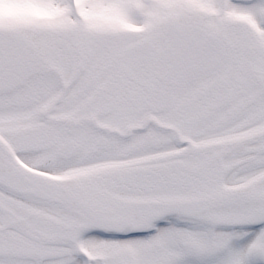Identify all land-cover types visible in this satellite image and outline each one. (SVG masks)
<instances>
[{
	"label": "snow or ice",
	"instance_id": "snow-or-ice-1",
	"mask_svg": "<svg viewBox=\"0 0 264 264\" xmlns=\"http://www.w3.org/2000/svg\"><path fill=\"white\" fill-rule=\"evenodd\" d=\"M0 264H264V0H0Z\"/></svg>",
	"mask_w": 264,
	"mask_h": 264
}]
</instances>
